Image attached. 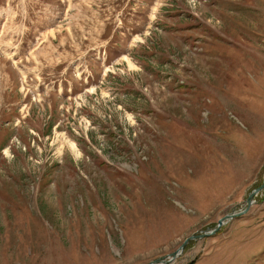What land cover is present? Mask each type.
I'll return each instance as SVG.
<instances>
[{
    "label": "rangeland",
    "instance_id": "374dc122",
    "mask_svg": "<svg viewBox=\"0 0 264 264\" xmlns=\"http://www.w3.org/2000/svg\"><path fill=\"white\" fill-rule=\"evenodd\" d=\"M263 181L264 0H0V264H264Z\"/></svg>",
    "mask_w": 264,
    "mask_h": 264
},
{
    "label": "water",
    "instance_id": "95a60500",
    "mask_svg": "<svg viewBox=\"0 0 264 264\" xmlns=\"http://www.w3.org/2000/svg\"><path fill=\"white\" fill-rule=\"evenodd\" d=\"M264 187V181L256 186L255 188H253L249 193H248V196L246 198V206L248 207L249 205H251L253 202H254V199L253 197ZM245 209H242L238 212H231V213H227L225 214L224 216L220 217L218 220H217V224L214 228H211V229H208V230H203L199 233H193L191 235H189L188 237H186L184 239V241L180 244V246L174 250L173 252L167 254V259H164V257H161V258H157V259H154L146 264H164V263H170L178 254H180V252L183 250L184 246L187 244V242L189 240H192V239H195V238H203V237H206V236H209L213 233H215L217 230H218V226H220L222 224V222L225 220V219H228V218H232L234 216H237V215H240L244 212Z\"/></svg>",
    "mask_w": 264,
    "mask_h": 264
},
{
    "label": "trees",
    "instance_id": "16d2710c",
    "mask_svg": "<svg viewBox=\"0 0 264 264\" xmlns=\"http://www.w3.org/2000/svg\"><path fill=\"white\" fill-rule=\"evenodd\" d=\"M199 24H200V23H199ZM192 25L195 26L194 24L189 23V24H186V25H184V26H182V27H179V28H176V29H181V28H183L181 31H184L185 33H186V31H188V29H189L190 32H191V31H192ZM197 28H198L199 30L201 29V28L199 27V25H198ZM192 32H194V30H193ZM189 36L192 37L191 34H189ZM143 53H144V52H143Z\"/></svg>",
    "mask_w": 264,
    "mask_h": 264
},
{
    "label": "flooded vegetation",
    "instance_id": "af4514ba",
    "mask_svg": "<svg viewBox=\"0 0 264 264\" xmlns=\"http://www.w3.org/2000/svg\"><path fill=\"white\" fill-rule=\"evenodd\" d=\"M189 241H190V240H189ZM189 241H188V242H189ZM188 242H187V243H188ZM186 245H187V244H186ZM167 258H168L167 256L164 257V259H167Z\"/></svg>",
    "mask_w": 264,
    "mask_h": 264
}]
</instances>
